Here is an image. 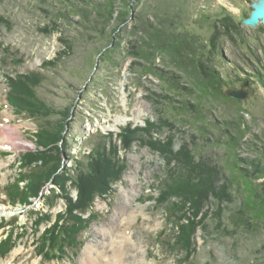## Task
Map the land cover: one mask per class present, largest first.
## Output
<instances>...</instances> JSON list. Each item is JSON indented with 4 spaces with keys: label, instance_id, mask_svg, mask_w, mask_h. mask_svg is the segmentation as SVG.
Wrapping results in <instances>:
<instances>
[{
    "label": "rangeland",
    "instance_id": "rangeland-1",
    "mask_svg": "<svg viewBox=\"0 0 264 264\" xmlns=\"http://www.w3.org/2000/svg\"><path fill=\"white\" fill-rule=\"evenodd\" d=\"M112 1L114 18L108 21ZM257 1L0 0V125L20 132L14 143L0 146V220L12 224L0 230V243L11 230L16 243L5 259L0 258V264H81L89 248H98L102 239L104 244L110 243L108 232L121 220L117 214L126 213L127 217L129 212L138 216L129 226L121 227L129 264H264V225L252 233L237 228L230 219L241 202L234 158L242 168L248 166L241 160L264 164V80L258 76L259 71L264 76V24L261 18L255 25L248 23L261 7ZM128 5L133 8L131 16L118 25L122 13L130 10ZM165 26L171 33L159 30ZM182 40L193 43L199 58L195 62L185 57L192 53L181 47ZM175 42L183 56L171 47ZM167 45L170 52L159 50ZM65 48L68 52L58 58ZM106 50H113L112 57L104 55ZM140 50L144 51L142 57L136 55ZM154 52L151 64L146 58ZM50 61H56V66L44 68ZM150 64L153 73L147 71ZM31 73L43 76L37 93L47 104L56 110H73L72 124L66 131L73 159L86 157L105 140L108 149L117 142L125 165L122 179L112 186L111 193L96 200L95 217L78 239L82 246L70 249L62 259L51 258V253L46 258L39 255L42 235L53 224L47 217L55 222L67 210L62 195L76 200L78 191L63 193L53 179L43 183L29 203L15 204L5 195V191L17 192L16 181L25 190L33 180L29 181V170L23 169L21 161L37 149L34 138L38 123L18 114L8 100L12 83ZM211 75L219 83L221 97L202 96L199 91L201 82ZM236 92L246 97L232 98ZM184 102H202L204 118L199 119L187 104L191 111L184 109ZM149 122H169L174 127L167 123L160 132L145 131L129 150L121 148L119 135L125 127L146 130ZM226 123L234 125L227 132ZM240 131L244 132L241 146H230L228 132L236 136ZM3 137L8 138L6 134ZM152 140L161 144L167 158L150 146ZM188 147L197 155L196 165L207 173L201 175L195 193L211 184L216 194L237 198L230 206L226 201L221 204L222 217L216 201L198 214L189 204L192 198L198 203L194 193H190L192 197H170L167 193L173 171L178 179L189 174L182 170L185 164L169 162L168 158ZM186 159L190 161L187 155ZM64 160L66 168L73 167V160L65 155ZM64 170L58 174L63 175ZM255 182L263 186L264 178ZM181 186L183 192L193 187L186 181ZM53 194L61 197L51 208L46 202ZM187 209L193 217L197 213L195 222L201 221L191 238L195 251L187 253L189 256L178 250L180 239L176 238L180 231L177 221L184 218Z\"/></svg>",
    "mask_w": 264,
    "mask_h": 264
},
{
    "label": "trees",
    "instance_id": "trees-1",
    "mask_svg": "<svg viewBox=\"0 0 264 264\" xmlns=\"http://www.w3.org/2000/svg\"><path fill=\"white\" fill-rule=\"evenodd\" d=\"M113 5L114 4L112 1L110 4V9L107 13L108 21H111L114 18ZM128 7L130 10L122 13L120 24L118 25H123L129 20V16H131L133 8L129 5ZM117 27L119 28V26ZM165 27L166 28H162L159 30L163 33L165 31H169L171 33V30H169L170 27ZM117 29L114 30L115 33L118 31ZM61 41L63 45L66 46V48L69 47L71 49V44L66 39H62ZM162 44L165 43L162 41ZM192 44V42L189 43L185 41H183V43L181 44L182 48H188L192 53V56L185 54V57L190 60V63L195 62L197 59H199L197 56V50L193 48ZM171 47L179 52L181 56H183L180 45L177 44V42L171 44ZM66 48L59 54L58 58L61 59L63 55L65 56V54L68 52ZM159 50L170 52L168 45L163 46V48L160 47ZM104 52L105 54H103L105 56L112 57L111 55L113 53V50H109V52L108 50H106ZM136 55L138 57H142L144 55V51L142 52V50H140ZM149 55L150 56H148V58L146 59L150 61L151 64H153L156 54L154 52ZM56 61L47 62L43 67H55ZM151 64L148 67L147 71L153 73L154 68L151 67ZM194 72H197V70L195 69L194 71H191V74L193 75ZM259 72V79L264 80L262 72ZM215 74L217 76L216 78L219 79V74ZM208 78V80L204 82L202 81V84L199 87V91L201 92L202 96L219 95L221 97V95L223 94L222 92H220L221 90L219 89V83L215 81L216 78L214 79V76L212 75L211 78ZM43 81V76L36 73H31L25 76H20L17 82L12 83V93L8 97L11 106L16 109L18 114H23L24 116L38 123V130L34 138L37 149L34 152L26 153L21 161L23 169L29 170V181H31L33 178L32 182L29 183L30 186L24 187L26 189L23 190V188H20V186L18 185L19 181H16L17 184L14 182L16 188L19 187V189H17V192L13 191V193H9L5 191V194L9 198L10 202H13L15 204L17 203V201H19V203H29V200L32 197L35 198L38 196V194L42 190L43 183L50 182L53 179L55 183L57 185H60V187L63 189V193L66 190L68 193V191L71 189H76L78 191V198L76 200L68 197L65 193L62 195L63 199L67 201V210L63 215L60 214L55 222H52L51 217H47L48 222H51L53 224L51 228L47 230V233L42 235L43 243L40 246L41 251L39 255L43 258H46V256L51 253V258L62 259L65 253L69 252L70 249H76L77 247L82 246L83 243H78V239L84 232V229L89 220H92L95 217L94 208L96 200L98 198H103L111 193L112 186H114V184L122 179V169H124L125 165L124 161L120 159L117 142H110L113 144L110 145L108 149L105 140H102L101 142H103V144H98L88 155H86V157L83 156V158L81 159L72 158L71 151L70 149H68L69 142L67 141L66 131L72 124L73 110L71 107H67L64 110H56L49 104H47L37 93V89L43 84ZM220 82H224L226 84V81L220 80ZM191 92H194V90H191ZM183 104L185 105L183 107L184 109H186L187 111H191L190 108H192V111H194L199 119L204 118L201 107L202 102H199L197 105H190L187 102H184ZM186 104L189 105L190 108H188ZM167 123L160 122L157 124L149 122L148 126H146V130L144 128L139 130V128L132 129L131 127H125L119 135V140L122 144L121 148L124 150H129L132 147L135 138L143 135V132L145 131L146 134H150L154 130L160 132L166 124L169 128L174 127V124L169 122ZM226 124L227 128L224 129L225 132H227L228 127L234 126L232 123ZM228 134H230L231 136V139L229 141L230 146H241L244 134L243 131H240V133L236 136L231 132H228ZM169 139L171 140L172 138L169 137ZM150 146L154 150L160 151L163 155H165V150L160 147L161 144L156 143L154 140H152ZM171 151L172 150L168 152L171 153ZM64 155L67 156V160H73V167L66 168ZM186 155L189 157L190 161L186 159ZM165 156L167 158V155ZM196 156L197 155L195 154L194 150L188 147L187 149L179 152L177 156L168 158L169 162L173 160L176 161L178 165H180L181 163L185 164V167L182 170H187L189 174L186 177L187 174L183 173V175L185 176L182 179H178V177H175L173 171V182L171 183V185H169L168 191H166L167 193H169L170 197L172 196V194L174 196L176 195V197H181L182 195L191 196L190 193H194L193 197H195V199H198V203L194 200V198H192V200L188 202L189 204H191L192 209L197 210L198 214H202L203 211L208 208L209 204H212V201H216L215 203L218 206L220 205L221 212L219 213V215L220 217H222L224 215V208L221 204H224L226 201L230 206L237 201V198L234 194H231L230 198L227 197L226 194V197L216 194L212 189L211 184H206V189L201 190L200 194L198 192L195 193V191H198V184L201 185V183L199 182L202 178L201 175H203V173L207 174L199 167L200 165H196ZM234 160L236 166L239 169V171H237L239 173L240 180L238 182L237 190L241 195V197H239L241 202L238 206L234 207V210H232L230 219L237 228H244L247 231L256 233L260 229L261 225H264V185L262 186L255 182L260 178H264V164L260 160H258L256 163H254L253 161L249 162L247 160H241L243 164H246L252 169L248 167L242 168L240 166V163L238 162V158L235 157ZM62 169H65L64 174L60 176L58 173ZM219 172L220 169H218L216 173L218 174ZM193 174H196V176ZM195 179L198 182H194ZM185 181L186 184H190V187L193 186L192 189L188 192L187 189L186 191L184 190V192L183 190H181L183 188L181 186V183H184ZM68 183H70V186ZM243 185L245 187H243ZM242 187L244 189L241 193ZM229 189H231L232 191V187ZM59 197H61L59 194H53L52 197L47 198V206L51 208L54 207L57 204ZM50 198L51 201H48ZM184 204L186 205L185 202ZM229 206L227 208H229ZM185 208H187V206H185ZM197 213L193 217V215L191 214V209H187L183 214L184 218H180L178 219V221L176 220L177 227H179L180 229L176 238L181 240V242H179L180 240L178 241V250L186 251V254L195 251L194 239L191 240V238L193 235L195 236L197 229L201 226V221L197 223L194 219L198 218ZM85 215L89 216L84 218ZM11 226V223H5L4 220H0V230L9 228ZM42 236H39V245L41 244L40 239L42 240ZM15 244L16 243L13 242V234L11 230L6 238L3 239L0 243V258L5 259L8 254L11 253V251L16 247ZM187 255L189 256V254Z\"/></svg>",
    "mask_w": 264,
    "mask_h": 264
},
{
    "label": "bare ground",
    "instance_id": "bare-ground-1",
    "mask_svg": "<svg viewBox=\"0 0 264 264\" xmlns=\"http://www.w3.org/2000/svg\"><path fill=\"white\" fill-rule=\"evenodd\" d=\"M4 134L8 136L7 139L3 137ZM19 135L20 132L17 128L12 129L11 126L0 125V146H9L10 141L14 143V139L18 138ZM14 146L18 147L16 144H14ZM117 215L119 217L118 220H121L116 221L110 232L106 230V233H110L108 236L110 243L104 244L105 239H102V242L99 243L98 248H89L90 253L86 255L85 261L81 262V264H129V262L126 260V252L124 250L125 237H123L121 227L129 226L131 221L138 216L131 214V212L128 213L127 217L126 213ZM122 222H124V224Z\"/></svg>",
    "mask_w": 264,
    "mask_h": 264
},
{
    "label": "water",
    "instance_id": "water-1",
    "mask_svg": "<svg viewBox=\"0 0 264 264\" xmlns=\"http://www.w3.org/2000/svg\"><path fill=\"white\" fill-rule=\"evenodd\" d=\"M257 3L261 4V7L258 11H256L253 14V18L248 20V23H250L251 25H255L257 23V21H259V18L262 19V23L264 24V0H258ZM230 96L236 100H242L244 97H246L245 95H242L238 92H236Z\"/></svg>",
    "mask_w": 264,
    "mask_h": 264
}]
</instances>
